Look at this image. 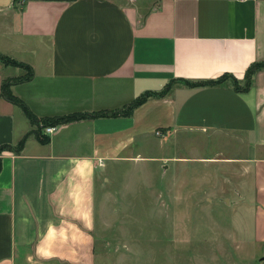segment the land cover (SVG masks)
<instances>
[{
	"label": "crops",
	"instance_id": "crops-1",
	"mask_svg": "<svg viewBox=\"0 0 264 264\" xmlns=\"http://www.w3.org/2000/svg\"><path fill=\"white\" fill-rule=\"evenodd\" d=\"M0 52L32 66L34 76L11 90L41 120L120 109L173 84L131 115L43 127L48 142L32 133L20 152L0 150V264H95L97 194L112 180L109 167L175 131L248 149L204 159L235 166L234 203L246 205L252 229L244 228L264 247V69L247 90L229 80L192 85L242 79L264 60V0H0ZM26 70L0 62V148L33 129L2 95L3 82Z\"/></svg>",
	"mask_w": 264,
	"mask_h": 264
},
{
	"label": "rangeland",
	"instance_id": "rangeland-1",
	"mask_svg": "<svg viewBox=\"0 0 264 264\" xmlns=\"http://www.w3.org/2000/svg\"><path fill=\"white\" fill-rule=\"evenodd\" d=\"M240 145L175 131L109 167L112 180L97 194L95 264H264V247L247 231L251 213L234 203L239 172L204 159L247 155Z\"/></svg>",
	"mask_w": 264,
	"mask_h": 264
},
{
	"label": "trees",
	"instance_id": "trees-1",
	"mask_svg": "<svg viewBox=\"0 0 264 264\" xmlns=\"http://www.w3.org/2000/svg\"><path fill=\"white\" fill-rule=\"evenodd\" d=\"M0 62L4 63L5 65L21 66V67H24L25 69H27L25 75L14 77L12 79H6L3 82L2 95L6 99L14 102L15 104L20 105L22 107V109L24 110L25 114L31 120L33 125H36V124L39 125L38 129L33 128L17 144H15V145L5 144L0 148V150L11 149L13 151L20 152L23 148L25 140L32 133H35L41 142H43V143L48 142L49 136L45 135L42 132V128L45 126H49V125L59 126V125L64 124V123L72 122V121L87 118V117L116 116V115H120V114L121 115H131L133 110L137 106H139L140 104L145 102L151 96L165 95L166 92H169V90L172 88V85H173L172 83H169L161 91H149V90L145 91L140 96H138L133 101H131L126 106H124L123 108H120V109L111 110V111H109V110L97 111V112H91V113H71V114H65V115H61V116H55L52 118H45V119L41 120L38 116H36L31 111V109L27 106V104L25 102H23L22 99H20L17 95H15L13 93V91L11 90V83L13 81H25V80L31 79L34 76V70H33L32 66L25 63V62L19 61V60L15 59L14 57L7 55V54H4L2 52H0ZM260 69H264V60L253 62L248 67V69L245 73L244 78L246 80V83L242 87L240 86L241 80L239 78H237L236 76H234L233 74H230V73H225V74L219 76L218 78H214V79L197 81V82H194L192 85H194V86L221 85V84H224L226 82V80L232 79L235 82L234 83L235 89L247 90L253 85L254 75ZM186 83L190 84L192 82H186ZM41 122H42V125H40ZM1 167H2V163H1V159H0V170H1Z\"/></svg>",
	"mask_w": 264,
	"mask_h": 264
},
{
	"label": "built area",
	"instance_id": "built-area-1",
	"mask_svg": "<svg viewBox=\"0 0 264 264\" xmlns=\"http://www.w3.org/2000/svg\"><path fill=\"white\" fill-rule=\"evenodd\" d=\"M55 128H56V126H54V125H53V126H52V125H49V126H45V127H44L45 132H47V133L54 131ZM156 132H157L158 135L161 134V131H158V130H157Z\"/></svg>",
	"mask_w": 264,
	"mask_h": 264
}]
</instances>
